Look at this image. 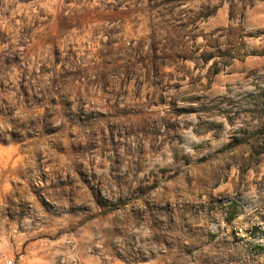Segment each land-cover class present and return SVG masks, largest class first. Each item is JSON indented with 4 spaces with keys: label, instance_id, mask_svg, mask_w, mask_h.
I'll list each match as a JSON object with an SVG mask.
<instances>
[{
    "label": "rangeland",
    "instance_id": "obj_1",
    "mask_svg": "<svg viewBox=\"0 0 264 264\" xmlns=\"http://www.w3.org/2000/svg\"><path fill=\"white\" fill-rule=\"evenodd\" d=\"M264 264V0H0V264Z\"/></svg>",
    "mask_w": 264,
    "mask_h": 264
},
{
    "label": "built area",
    "instance_id": "obj_2",
    "mask_svg": "<svg viewBox=\"0 0 264 264\" xmlns=\"http://www.w3.org/2000/svg\"><path fill=\"white\" fill-rule=\"evenodd\" d=\"M8 264H12V262H11V261H9V262H8Z\"/></svg>",
    "mask_w": 264,
    "mask_h": 264
}]
</instances>
